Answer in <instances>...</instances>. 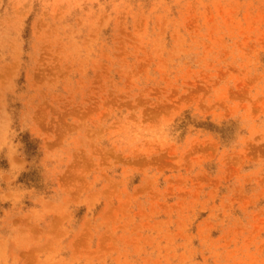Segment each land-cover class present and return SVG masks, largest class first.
<instances>
[{
    "label": "rangeland",
    "instance_id": "obj_1",
    "mask_svg": "<svg viewBox=\"0 0 264 264\" xmlns=\"http://www.w3.org/2000/svg\"><path fill=\"white\" fill-rule=\"evenodd\" d=\"M0 264H264V0H0Z\"/></svg>",
    "mask_w": 264,
    "mask_h": 264
}]
</instances>
